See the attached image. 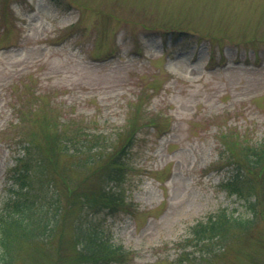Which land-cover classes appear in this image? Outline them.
Returning <instances> with one entry per match:
<instances>
[{
	"label": "rangeland",
	"instance_id": "1",
	"mask_svg": "<svg viewBox=\"0 0 264 264\" xmlns=\"http://www.w3.org/2000/svg\"><path fill=\"white\" fill-rule=\"evenodd\" d=\"M44 117L59 131L73 122L101 134L104 151L123 149L122 179L105 183L120 209L83 204L80 223L128 250L127 264H173L195 247L198 221L221 209L250 216L220 182L228 153L244 160L243 145L264 140V0H0V207ZM222 129L242 145L229 152ZM71 164L57 162L68 196L97 170ZM64 237L43 264L74 256V232ZM203 247L189 264H264V219Z\"/></svg>",
	"mask_w": 264,
	"mask_h": 264
},
{
	"label": "trees",
	"instance_id": "2",
	"mask_svg": "<svg viewBox=\"0 0 264 264\" xmlns=\"http://www.w3.org/2000/svg\"><path fill=\"white\" fill-rule=\"evenodd\" d=\"M178 33L186 34L183 30ZM47 117H44L39 130L42 132L41 139V132L29 135L23 153L16 158V164L9 169L6 177V195L0 207V264H31L37 257L39 259L34 264H43V257L52 256L48 254L47 246H52L50 252L56 255L64 246L67 228L74 232L77 239L76 245H69L74 256L69 254V259L67 255V259L60 256L52 264H127L128 250L115 245L109 236L106 237L102 230L89 222L80 223L83 204L97 211L108 209L111 213L120 209L122 202H118V197L111 194L105 183L122 179L125 168L123 149L104 151L101 134L90 133L85 125L76 128L73 122L66 124L64 131H59L57 121ZM225 132L227 130L223 129L220 132L222 143L229 152H233L235 147L242 145V140L231 139L233 136ZM240 153L244 154V160L228 153L232 159L227 165L233 168L220 186L228 195H235L241 200L250 216L243 218L221 209L215 215H209L206 221H198L191 228L188 238L191 246L195 247H190L193 248L190 251L182 250L173 264H189L195 251L209 249L211 247L203 246L221 242L231 229L248 230L254 226L256 219H264V140L256 145H243ZM62 155L71 158V169H90L94 166L97 169L92 170L84 182L73 186L70 196L57 186L59 176L61 184L69 185H66L69 171L61 174L62 170L57 167ZM86 182L91 190L83 192V183ZM73 209L77 210V214L71 212ZM55 239L57 245L53 244ZM29 248L35 250V255ZM18 250L25 253L22 259L16 255ZM27 251L29 254H26ZM184 253L187 256L183 257Z\"/></svg>",
	"mask_w": 264,
	"mask_h": 264
}]
</instances>
